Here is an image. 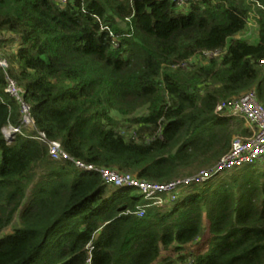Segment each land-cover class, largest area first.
I'll return each instance as SVG.
<instances>
[{
  "label": "trees",
  "instance_id": "1",
  "mask_svg": "<svg viewBox=\"0 0 264 264\" xmlns=\"http://www.w3.org/2000/svg\"><path fill=\"white\" fill-rule=\"evenodd\" d=\"M0 53V264H264V160L159 206L48 149L156 184L212 169L248 134L217 100L264 107V0H0ZM8 79L34 120L11 143Z\"/></svg>",
  "mask_w": 264,
  "mask_h": 264
},
{
  "label": "built area",
  "instance_id": "2",
  "mask_svg": "<svg viewBox=\"0 0 264 264\" xmlns=\"http://www.w3.org/2000/svg\"><path fill=\"white\" fill-rule=\"evenodd\" d=\"M215 54L217 52L213 53V55ZM0 67L3 69L10 67L8 60L2 55H0ZM5 91L16 97L21 109L19 124L17 126L8 125L2 130L5 141L11 143L15 135L22 132V129H32L34 120L30 115L29 105L22 100L21 90L15 82L8 79ZM214 113L220 117H234L243 120L244 128L247 129L248 134L233 137L228 151L212 169L202 170L191 177L177 179L165 184L144 181L128 173L118 172L113 169H98L92 165H85L65 153L58 141H48L49 154L55 160L72 161L81 170L98 172L109 186L137 188L146 197L153 198L155 205L165 206L169 202L174 201L186 187L202 184L215 175L231 168L264 160V107L256 100L253 90L228 98H220L217 100ZM35 138L38 141L47 140L46 135L41 131H37ZM138 215L140 216L141 213H138Z\"/></svg>",
  "mask_w": 264,
  "mask_h": 264
},
{
  "label": "rangeland",
  "instance_id": "3",
  "mask_svg": "<svg viewBox=\"0 0 264 264\" xmlns=\"http://www.w3.org/2000/svg\"><path fill=\"white\" fill-rule=\"evenodd\" d=\"M184 12H186V9H184ZM254 34H255L254 25H253V23H250V24H248V27L246 28V30L244 32H242L239 36L244 37V38H248V39H253ZM0 55H2V54L0 53ZM6 55H8V54H6ZM2 56L7 58V56H5L4 54ZM236 136H238V135H235L234 137H236ZM162 206H164V205H162Z\"/></svg>",
  "mask_w": 264,
  "mask_h": 264
}]
</instances>
